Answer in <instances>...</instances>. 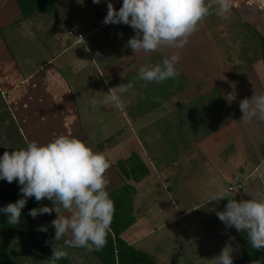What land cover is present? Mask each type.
Wrapping results in <instances>:
<instances>
[{
  "label": "rangeland",
  "instance_id": "374dc122",
  "mask_svg": "<svg viewBox=\"0 0 264 264\" xmlns=\"http://www.w3.org/2000/svg\"><path fill=\"white\" fill-rule=\"evenodd\" d=\"M81 13L83 12H77L83 19V16L87 19H98L96 7L87 10L88 15ZM42 16L37 14L35 18L43 21ZM235 16L226 19L215 14L208 16L202 21L205 23H201L203 27L199 28L190 37L191 39L189 38L187 45L189 49L185 52L181 51L191 58H197L198 60H194L196 62L204 59L205 64H200V69L204 76H208L207 83L202 82V84L211 87L205 93L209 95L206 101L201 97L184 106L183 99L164 102L163 98L168 94L170 85L174 87L180 85L179 89L183 87L184 78L181 77L170 79L175 82L166 84L167 94L156 91L155 82L139 80V84H133L130 95L127 96L128 100L137 104L139 127L145 126L144 129L139 130V157L147 166L149 174L145 178V186L139 185L134 204L136 208L139 206L140 210L136 211L137 222L126 233L128 234L126 238L138 236L139 248L154 254L157 262H160L158 264H216L213 258L220 254L222 248L229 242L230 236L235 237L232 245L236 250L232 255L236 259L239 256L237 245L240 232L235 228L226 229L216 212L212 210L215 202L203 208L199 207L212 192L217 190L226 189L230 198L240 200L249 199V194L255 195L264 189V161L254 179L243 180V176L241 177V181L244 182L241 191L228 189L229 183H233L238 177L236 168L241 165V161L246 160L249 165L253 161L251 158L248 161L252 153L256 159L264 156V123H260L262 121L257 119L247 124L240 121L243 113L239 107L242 99L251 98L254 93L256 95L264 93L262 62L259 59L261 55L259 36L262 34ZM205 25H208L207 30ZM220 25L226 26L225 30L216 29V26ZM120 26L125 25L111 24L98 33L100 38H103L99 45H106L109 58L114 61H118V55L126 47L128 39L135 35V32L128 27H125L124 33L120 28H116ZM32 28L33 26L27 22L21 24V28L7 27L2 30V38L9 47H16L13 50L16 57L23 55L29 61L36 62L39 61L44 46L41 38L29 36ZM111 35L114 40L118 35L120 43H111ZM99 36H95L92 41L99 40ZM191 40H193L192 44H190ZM47 45L45 44V47ZM111 47L117 48L118 51L109 50ZM225 48L227 52L223 50ZM47 53L48 51L46 55ZM197 54L199 57L195 56ZM149 55L147 54L146 57ZM168 55H171V52L169 53L165 48L159 49L151 55L150 63H160L162 60L159 56ZM209 60L214 61L209 64ZM90 66V69L78 75L82 86H78L77 92L84 90V94H87V92L102 91V94H105L106 87L101 88L97 71L92 64ZM243 69H246L245 72ZM210 71L214 73L210 75ZM64 73L66 74V71ZM191 76L193 77L194 74ZM222 80L224 81L221 82ZM86 82L87 88L83 85ZM217 82L220 83L216 87ZM233 91L236 93V99L229 104L224 97ZM188 96L192 95L186 93L180 98ZM5 97L0 92V156L5 150L12 151L27 147L25 136L20 133L23 130L20 124L13 121L11 115L15 118V113L10 110V114L8 100ZM159 102L160 106L155 105ZM169 102L181 108L178 111L168 110V115L163 113L160 107L164 105L166 107ZM143 111L145 113L148 111L147 115L143 114ZM114 114L112 116L115 117V122L110 123L108 117L95 123L85 132L94 133L95 140H100L97 131L114 133L126 127L127 122L117 108ZM94 128L95 131H91ZM215 128L217 132L213 134ZM126 130L123 136L131 134ZM148 140L152 143L144 146L143 141L147 144ZM125 141V144H128L132 139ZM118 142L122 143V140ZM130 149L133 148H128L129 151ZM128 150L126 149V152ZM236 159L237 162L234 163ZM121 162L125 165L131 164L130 160L127 162L122 159H117L114 164L118 166ZM233 165L235 168L232 169ZM215 166H219L220 170L218 171ZM230 177H232L231 181ZM13 182L20 186L17 181ZM7 183L6 180L0 179V187ZM227 202V198L222 199L218 205H215L216 209L224 210ZM48 206H52V201ZM186 211L189 212L182 214ZM54 215L57 216L56 213ZM35 238L34 234L27 232L26 235L9 242V249L16 256V264H55L56 261L51 259L53 244L50 245L51 253L41 256L33 245ZM59 242H63V238ZM66 251L74 264H98L94 258L86 257L72 248Z\"/></svg>",
  "mask_w": 264,
  "mask_h": 264
},
{
  "label": "crops",
  "instance_id": "0c3cea01",
  "mask_svg": "<svg viewBox=\"0 0 264 264\" xmlns=\"http://www.w3.org/2000/svg\"><path fill=\"white\" fill-rule=\"evenodd\" d=\"M107 3L108 0H101L99 4H94L92 0H52L53 10L50 12L44 14L38 12L33 18L15 24V21L20 16V10L15 0H0V7L2 8H0L2 13H0V92L3 97L6 95L5 98L8 100L10 114V110L15 113V118L12 115L11 117L13 121L20 124L23 130L20 133H23L25 136L26 146L30 142L45 144L56 136L63 134L81 139L89 145L93 151L102 153L109 159L111 167L106 172V177L109 180L107 191L110 193L124 184L133 187L135 190L132 199V214L135 221L121 235L132 246H136L137 249L143 250L141 247L139 248L138 245L140 238L138 236L126 238L128 235L126 233L137 222L136 211H139L140 208L139 206H137V208L135 207L134 200L137 196L139 185H144L145 178L148 175L141 181H136L131 175L123 176L114 162L117 159L126 160L127 162L130 160L129 163L131 164H124L126 170L130 171L136 163L133 157L134 154L135 158H138L136 159L138 162L135 166L137 167L135 174L136 177H139V130L144 129L145 126L142 125L139 127V113L136 109L137 104H135V101H130L127 98L133 87L121 96V104L119 106L114 104H102L99 101L108 94L107 92L110 88L127 82L139 84V68L145 64L155 65L156 63H150L153 52L149 53L150 55L146 57L144 53L140 55L139 53L135 54L133 50L128 47H125L120 55H118V61L109 58L106 45L102 44L104 47L99 45L102 43L103 38H100L98 34L100 30L111 25L102 23L107 14ZM112 3L114 7L119 10L123 0H112ZM93 7L97 8L98 19H87L83 16L84 14L88 15L87 10ZM80 11L83 12L81 14H83L82 16L84 19L81 18V15L77 14V12ZM37 14L43 15V21H41L42 19L35 18ZM234 15H236V18L242 19L245 23L264 35V0H232V9L230 13H228V17H234ZM24 22L33 26L29 36L42 39V44L44 46V50L40 56L42 60L39 59V61L33 62L26 59L25 56L23 57V55H20L21 57H16L13 53L16 47H9L2 38L3 29L7 27L16 28L17 26L21 28V24ZM125 27L132 29L127 25L116 28H120L124 33L126 31ZM201 27H203V24L199 25V28ZM205 28L207 30L208 25H205ZM225 28L226 26L224 27V25L216 26V29H221V31H223L222 29L225 30ZM71 31L74 32L73 35H69ZM26 32L28 33V31ZM76 34H81L83 39L81 38L80 41H77ZM95 36H99V40H96V42L92 41ZM192 41L193 40L190 41V44H192ZM111 43H120L118 42V35L116 40H114L111 35ZM45 44L48 45L45 47ZM187 45L180 50L165 48L169 53L171 52V54L175 51H180V59L176 67L180 72L179 77L184 78V82L181 89H179V87H181L180 85L176 87L170 85L168 94L166 84H173L175 81L167 80L163 83H155V88H157L156 91L167 94L163 98L164 102L171 99L176 100L178 98L183 99L184 104L183 101L182 104L184 106L192 101L199 100L201 97L203 101H206L209 96L205 93L206 91L208 92L211 87H206L202 84V82L207 83L208 76H204L200 69V64H205V62H203L204 59H201L203 61L199 60L196 62L194 60H198L197 58H191L186 53L184 54V52L189 49ZM109 50L118 51V49L114 47L109 48ZM223 50L225 51L226 48ZM47 51L48 53L46 55ZM26 55L29 56L28 54ZM195 56H198V54ZM159 57L163 60L165 56ZM213 61L214 60H209V64ZM91 64L94 66L98 77L102 81H100L101 88L103 86L106 87L105 94H102V91H92L87 92V94H84V90L80 93L77 92L78 86L81 85L78 75L90 69ZM245 70L246 69H243V72H245ZM64 71H66V74ZM212 73L214 72L210 71L209 74L212 75ZM192 74H194L193 77L191 76ZM106 80L108 81L107 84L105 83ZM223 81L224 80L221 82ZM219 83L220 82L215 83L216 87ZM83 85L87 88L88 84L86 82ZM186 93L192 96L180 98ZM221 96L223 97V95ZM94 99L97 101L95 105L92 103ZM160 104L159 102V104L156 103L155 105L160 106ZM173 105V102H169L166 107L165 105L164 107H160V110H162L163 113H167L168 110L169 112L171 110L178 111L181 108ZM115 107L121 112L122 118L127 122V130L126 127H124L114 133L104 130L100 133L97 131L96 134L101 138L100 140H95L94 133L85 132L90 130L95 123L105 120L108 117L110 123L115 122V117L112 116L116 110ZM142 113L144 114L145 111ZM147 113L148 111L145 114L147 115ZM158 119H160V117H158ZM260 123H264V121ZM111 128L113 131L112 126ZM125 130L130 131L131 134L123 136ZM91 131H95V128ZM213 132V134H215L217 129ZM129 138L132 139V142H128L129 145L125 144V140ZM119 140H122V143L118 142ZM148 142L147 146L152 143L151 140H148ZM128 148L133 149L129 151ZM126 149L128 152H126ZM129 152L130 154H128ZM253 157V153L248 157V161H250V158L253 160H251L252 163L249 165H247L246 160L241 161V165L236 168L239 174H233L244 176L246 178L245 180L254 179L256 176L255 174H257L260 167L263 166L264 156L259 157L260 159H258V157L256 159V156L253 159ZM235 162H237V159L234 163ZM215 168H217L218 171L220 170L219 166H215ZM233 168H235L234 165L232 166V169ZM231 179L232 177H230L229 180L231 181ZM49 202L51 201L45 199L44 205H48ZM187 212L189 211L182 214ZM54 214L55 212L53 211L49 215L52 220L55 219L56 215ZM65 238L68 237L66 236Z\"/></svg>",
  "mask_w": 264,
  "mask_h": 264
},
{
  "label": "clouds",
  "instance_id": "9594fccd",
  "mask_svg": "<svg viewBox=\"0 0 264 264\" xmlns=\"http://www.w3.org/2000/svg\"><path fill=\"white\" fill-rule=\"evenodd\" d=\"M92 2L99 4L101 0ZM231 9L232 0H123L117 10L112 0H108L102 23L130 26L135 35L128 39L126 47L135 54L147 55L162 48L183 49L204 19L212 14L226 19ZM179 59V52L175 51L160 63L142 65L138 79L149 83L178 79L180 72L176 65ZM132 87V82H127L110 88L99 102L119 106L121 96ZM224 98L231 104L236 99L235 91L227 93ZM92 103L95 105L97 101L94 99ZM239 107L243 113L240 121H264V93H254L251 98L242 99ZM110 167L104 154L93 151L77 137L63 134L45 144L30 142L23 149L5 150L0 156V179L8 183L17 181L22 195L17 201L0 208V212L7 216L8 224L18 225L21 210L29 198L34 197L37 202L50 200L52 206L32 208L29 215L36 218L53 211L57 214L51 221L55 229L53 241L68 238L63 239L62 247L56 248L53 244L51 259L66 258V248L99 251L107 243L115 212L114 202L107 191L106 172ZM249 195V199L236 200L229 197L228 190H217L199 208L215 202L212 210L226 229L235 228L237 232L247 233L251 249L264 252V191ZM224 198L228 201L224 210H217L215 205ZM37 230L46 232L48 226L42 225ZM234 240L235 237L230 236L220 254L213 258L216 264H233ZM45 244L49 241L46 240ZM253 264H264V257L257 258Z\"/></svg>",
  "mask_w": 264,
  "mask_h": 264
},
{
  "label": "trees",
  "instance_id": "16d2710c",
  "mask_svg": "<svg viewBox=\"0 0 264 264\" xmlns=\"http://www.w3.org/2000/svg\"><path fill=\"white\" fill-rule=\"evenodd\" d=\"M15 2L20 10V16L15 21V24L33 18L38 12L44 14L53 10L52 0H15ZM73 34L74 32L71 31L69 35ZM259 43L261 53L259 59H261L262 62L264 77V35L259 36ZM225 52H227V50H225ZM143 144L147 146L145 141H143ZM133 157L136 163L130 171H127L126 168L123 167L124 164L122 162L117 168L123 176L131 175L136 181H141L149 174V170L139 157V177H136L135 170L137 167L135 166L137 165L138 161H136V159L138 158H135L134 154ZM241 177L242 176L238 175L235 181H233V183L235 182L240 185L239 191L242 190L244 184V182L241 181ZM245 179L246 178L243 176V180ZM233 183H229L230 185H228V187L233 185ZM20 187L21 186H18L15 182L7 183L0 187V208L21 198L22 194L20 193ZM262 191H264V189ZM134 193V188L126 184L109 193L110 198L114 202L115 212L107 236V243L101 250L90 252L84 248L72 249L83 253L86 257L94 258L98 264H158L154 255L135 248L121 235L135 221L132 214V199ZM43 205L44 200L37 202L34 197L29 198L25 207L21 210V222L18 225L8 224L7 216L0 212V264H16V256L10 251L9 242L26 235L27 232L35 235L36 238L33 240V245L36 250H39L41 256L42 254L46 256L48 253H51L50 245L52 244H55L57 248L63 246V242L53 241L55 229L51 225L52 219L49 214L38 215L36 218L29 215L30 209L38 208ZM42 225L48 226L46 232L37 230ZM46 240L49 241L47 245L45 244ZM238 250L239 256L234 259L233 264H253L257 258L264 257V252H254L251 249V246L248 244L247 233L240 232L238 236ZM55 264L74 263L69 255H67L66 258L56 261Z\"/></svg>",
  "mask_w": 264,
  "mask_h": 264
},
{
  "label": "built area",
  "instance_id": "2783aa9c",
  "mask_svg": "<svg viewBox=\"0 0 264 264\" xmlns=\"http://www.w3.org/2000/svg\"><path fill=\"white\" fill-rule=\"evenodd\" d=\"M76 36H77V41H80L82 35L81 34H77ZM239 188H240V185L236 184V183L228 187V189H230V190H232V189L235 190L236 189L237 191L239 190Z\"/></svg>",
  "mask_w": 264,
  "mask_h": 264
}]
</instances>
